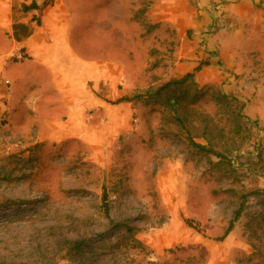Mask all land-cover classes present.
Returning <instances> with one entry per match:
<instances>
[{
  "label": "rangeland",
  "instance_id": "obj_1",
  "mask_svg": "<svg viewBox=\"0 0 264 264\" xmlns=\"http://www.w3.org/2000/svg\"><path fill=\"white\" fill-rule=\"evenodd\" d=\"M0 9L71 74L0 40V264H264V0Z\"/></svg>",
  "mask_w": 264,
  "mask_h": 264
},
{
  "label": "crops",
  "instance_id": "obj_2",
  "mask_svg": "<svg viewBox=\"0 0 264 264\" xmlns=\"http://www.w3.org/2000/svg\"><path fill=\"white\" fill-rule=\"evenodd\" d=\"M32 3H34V1ZM37 9H39V6ZM32 10H36V9H30L26 12H30ZM23 22L28 23V19H24ZM22 27H26V26L22 24L21 25L13 24L11 10L7 12L4 9H0V40L2 41V43L6 44L8 51L10 49V46H12L9 42H12V41L6 39L7 41H9L7 42L4 39L9 38L10 37L9 34L11 33L12 35V32L14 31V29L17 32L18 29ZM33 27H35L33 34H32V30H29L26 27L27 31H25L26 34L23 36V39L17 38V40H13L14 41L13 44H15L13 48H16L15 50L19 48L25 49L26 55L28 57L33 58L32 63L37 68V70L33 72L32 75L25 77V78H21L19 84H17L15 88L16 96H17L16 100L21 99V102L24 101L28 105H33L32 104L33 102H30V101L27 102L28 100L25 99L29 92H32L33 90L36 89V91H34L33 93L34 98H37L38 100H40L41 97H44V94L47 93V91L52 86L55 85V82L61 83L62 77L64 79L63 82H65L66 78L68 79L71 76V74L70 75L66 74V68L64 64L59 63L58 64L59 69H56L52 63L53 58H55L53 54V50H52V42L55 39V33H56L54 30L55 25L50 24V22L46 20L42 24V27H43L42 29H39L36 26H33ZM20 49L17 50L16 52L17 53L20 52ZM57 53L55 54L57 55ZM27 63L29 62L27 61L26 63H23V64L25 65ZM70 81H71V78L69 82ZM1 85H2V82H0V87Z\"/></svg>",
  "mask_w": 264,
  "mask_h": 264
},
{
  "label": "trees",
  "instance_id": "obj_3",
  "mask_svg": "<svg viewBox=\"0 0 264 264\" xmlns=\"http://www.w3.org/2000/svg\"><path fill=\"white\" fill-rule=\"evenodd\" d=\"M37 8H38L37 4L32 3L30 6H25V11H28L30 9H37ZM200 69H201V66L197 67L196 71H199ZM236 217H238V214H236ZM189 225L192 227V224H189ZM232 227H233V223L231 224L230 228L227 230L225 235L222 238H220L219 240H223L228 235V233L232 230ZM80 246H81V243L75 242L73 248L78 249Z\"/></svg>",
  "mask_w": 264,
  "mask_h": 264
}]
</instances>
